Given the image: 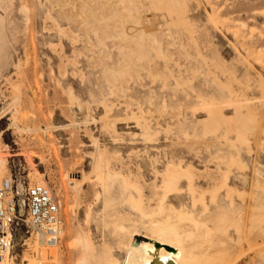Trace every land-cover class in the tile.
<instances>
[{"label":"rangeland","instance_id":"1","mask_svg":"<svg viewBox=\"0 0 264 264\" xmlns=\"http://www.w3.org/2000/svg\"><path fill=\"white\" fill-rule=\"evenodd\" d=\"M0 153V180L38 172L58 201L42 264H79L78 231L121 264L185 211L188 261L264 264V0H0ZM34 234L15 226L11 264L37 261Z\"/></svg>","mask_w":264,"mask_h":264},{"label":"bare ground","instance_id":"2","mask_svg":"<svg viewBox=\"0 0 264 264\" xmlns=\"http://www.w3.org/2000/svg\"><path fill=\"white\" fill-rule=\"evenodd\" d=\"M16 103V102H15ZM14 103V104H15ZM13 104V105H14ZM13 118V116H12ZM210 118V117H209ZM83 119V118H82ZM241 119V118H240ZM12 120H16V119H12ZM243 120V119H241ZM246 120V119H245ZM244 121V120H243ZM249 122V121H248ZM13 126L16 125L15 124V121L12 122ZM253 124V122H252ZM251 125V124H249ZM231 126L234 127L231 123ZM237 126V125H236ZM239 126V125H238ZM241 126V125H240ZM235 129V127H234ZM237 129V127H236ZM206 130V129H204ZM210 130V129H209ZM209 130H206V131H209ZM238 130V129H237ZM145 134V133H144ZM239 134V133H237ZM146 135V134H145ZM104 157L100 158L99 161H94V164H93V168L94 169H97L101 166V163L100 162H104ZM5 155L3 153H0V176L3 174V170L5 169ZM103 164V165H104ZM231 165V164H230ZM242 165V164H241ZM227 166V165H226ZM225 166V168H226ZM232 166V165H231ZM108 167V166H107ZM219 167V166H218ZM229 167V166H228ZM230 168V167H229ZM233 168V167H231ZM240 168V167H239ZM93 169V170H94ZM104 169V168H103ZM102 169V170H103ZM107 169V168H106ZM241 169V168H240ZM105 170V169H104ZM108 170V169H107ZM107 173V172H106ZM105 173V175H106ZM109 174V173H108ZM224 174V173H223ZM221 175V174H220ZM229 175V174H228ZM108 177V176H107ZM118 177V176H117ZM180 178H182L181 174H177V175H174L172 176L169 180H168V186L170 188V192H175L176 194L179 193L181 190H180V187H179V180ZM186 180L187 178L184 177ZM226 178V177H225ZM230 178V177H229ZM99 179V178H98ZM109 179V177H108ZM36 180V183H40V184H43L45 186H47L49 189L50 187L48 186V184L44 181V179L41 177V174L37 172V176L35 178ZM121 180V179H120ZM189 180V179H188ZM193 180V179H192ZM32 181V180H31ZM112 181V180H111ZM110 181V182H111ZM122 181V180H121ZM125 181V180H124ZM99 182V181H98ZM108 182V181H107ZM109 182V183H110ZM22 183V182H21ZM35 183V182H34ZM73 187L75 189H79L80 187V183L77 182V180L75 178H72L71 182H70ZM120 183V182H119ZM125 183V182H124ZM189 182H187L188 184ZM164 185V183H161ZM134 185V184H132ZM259 185V184H258ZM19 186V184L17 185ZM98 186V185H97ZM108 184L105 182V180H103V178H100V187H101V190H102V194H103V198L104 201H107L108 200V192H109V189H108ZM188 186V185H187ZM229 186V185H228ZM111 187V186H110ZM122 187V186H121ZM120 187V188H121ZM126 187V186H125ZM73 188V189H74ZM128 188V187H127ZM130 188V187H129ZM112 189V188H111ZM125 189V188H124ZM132 188H130L131 190ZM187 191H190L188 190L189 188H186ZM123 190V189H122ZM140 190V189H138ZM220 190V189H219ZM218 190V191H219ZM98 191V190H97ZM115 191V190H114ZM134 191V189H133ZM132 192V190H131ZM217 192V191H216ZM215 192V194H216ZM240 192V191H239ZM245 192V191H244ZM169 193V192H168ZM190 193L192 194V192L190 191ZM246 193V192H245ZM134 194V193H132ZM189 194V193H188ZM224 194V193H223ZM170 195V194H169ZM250 195V194H249ZM128 196V202L131 206V208L137 210V211H140V208L136 205V201L138 199V196H137V199L135 197H133L131 194L127 195ZM205 196V195H204ZM223 196V195H222ZM226 196H229V195H226ZM235 196V195H234ZM112 197V196H111ZM124 197V196H122ZM164 197V196H163ZM177 197V196H176ZM192 197V196H191ZM245 197V196H244ZM247 197V196H246ZM113 198V197H112ZM206 198V197H205ZM242 198V197H241ZM214 199V198H213ZM229 199V198H227ZM254 199V198H252ZM119 200V199H118ZM164 200V199H162ZM192 200V199H191ZM232 200V199H230ZM235 200V199H234ZM101 201V200H100ZM139 201V199H138ZM194 201V200H193ZM192 201V203H193ZM204 201V200H203ZM244 201V200H243ZM161 202V201H160ZM214 202V200H213ZM212 202V203H213ZM224 201H222L223 203ZM104 203V202H103ZM169 203V202H168ZM181 203V202H180ZM189 203V202H188ZM196 203V201H195ZM194 203V204H195ZM203 203V202H202ZM240 203V202H239ZM93 204V203H92ZM109 204H113V203H109ZM126 204H128L126 202ZM139 204V203H138ZM163 204V203H162ZM198 204H201V203H198ZM249 204V203H248ZM107 205V204H106ZM193 205V204H192ZM197 205V204H196ZM236 205V204H235ZM125 206V205H124ZM227 206V205H225ZM233 206V205H232ZM104 207V206H102ZM108 207V206H107ZM123 207V206H122ZM189 207V206H188ZM187 207V208H188ZM194 207V206H193ZM192 207V208H193ZM213 207V206H212ZM168 208V207H167ZM180 208V207H179ZM202 208V207H201ZM205 208V207H204ZM220 208V207H219ZM241 208V207H240ZM72 209V208H71ZM89 209V208H88ZM125 209V208H124ZM152 209V208H151ZM171 209V208H170ZM206 209V208H205ZM204 209V210H205ZM242 209V208H241ZM114 210V209H113ZM160 210V209H159ZM183 210V209H181ZM193 210V209H192ZM203 210V211H204ZM102 211V210H101ZM161 211V210H160ZM167 211V210H166ZM191 211V210H190ZM206 211V210H205ZM223 211V210H221ZM220 211V212H221ZM19 212H21V209H19ZM125 212V211H124ZM158 212V211H157ZM156 212V213H157ZM163 212V210H162ZM161 212V213H162ZM186 212V215L183 216V215H177L175 216L176 218V222H172L170 220V215H165L164 216H160V217H157L158 214H155L157 216H155L152 221H153V228L151 230L152 232V235H151V239L149 242H147L146 244H140V247L139 248H134L132 247L130 244H126L122 247V249L124 248V258H123V261L120 262L121 264H209V262H213L215 259V257H211V258H205L204 260H200L198 261V259H193L195 256L194 255H191L190 256V260L188 261L186 259V253H185V250H184V246H185V243L186 242H190V240H192V233L189 231V230H186L183 226L184 225V221L185 220V217L187 218V212L188 211H185ZM195 212V211H194ZM193 212V213H194ZM218 212V210H217ZM216 212V213H217ZM258 212V211H257ZM109 213V212H108ZM192 213V214H193ZM210 213V212H209ZM213 213V212H212ZM232 213V212H231ZM234 213V212H233ZM101 214V213H100ZM127 214V213H126ZM142 214V213H141ZM163 214V213H162ZM182 214H183V211H182ZM202 214H204V212H202ZM235 214V213H234ZM143 215V214H142ZM141 215V216H142ZM222 215V214H221ZM236 215V214H235ZM256 215V214H255ZM104 216V215H103ZM102 216V217H103ZM149 216V214H148ZM147 215L146 216H142L143 218L145 217H148ZM220 216V215H219ZM227 216V215H226ZM237 216V215H236ZM138 217V216H137ZM191 217V216H190ZM199 217V216H198ZM124 218V217H123ZM232 218V217H231ZM242 218V216H241ZM100 219V218H99ZM106 219V218H105ZM104 219V220H105ZM121 219V217L119 218ZM136 219V218H135ZM200 219V218H198ZM260 219V218H259ZM104 220L102 221V223L104 222ZM108 220V219H107ZM118 220V219H117ZM124 220V219H123ZM122 220V221H123ZM233 220V218H232ZM262 220V218H261ZM85 221L87 222V220L85 219ZM98 221V219H97ZM111 220H109L108 223H110ZM122 221H119L122 223ZM175 221V220H174ZM236 221V220H235ZM91 222V221H90ZM106 222V221H105ZM141 222V221H140ZM208 222V221H206ZM214 222V221H213ZM238 222V221H237ZM260 222V221H258ZM256 222V223H258ZM115 223V222H113ZM129 223V222H128ZM233 223V222H232ZM106 224V223H105ZM117 224V223H116ZM120 224V223H119ZM124 224V222H123ZM189 224V223H188ZM97 225V224H96ZM130 225V224H129ZM187 225V224H186ZM221 225V224H220ZM232 225V224H231ZM236 225V223H235ZM239 225V224H238ZM77 226V225H76ZM107 226V225H106ZM113 226H115L113 224ZM98 227V226H97ZM109 227V226H108ZM151 227V226H150ZM230 227V226H228ZM78 228V227H77ZM116 228V226H115ZM119 228V226H118ZM123 228V227H122ZM198 228V227H197ZM79 229V228H78ZM117 229V228H116ZM120 229V228H119ZM147 229V227H146ZM246 229V227H245ZM80 230V229H79ZM106 230V229H105ZM218 230V228H217ZM122 231V230H121ZM150 231V230H149ZM107 232V230H106ZM113 232V231H112ZM110 234V231L107 232V234ZM132 233V232H131ZM210 233V232H209ZM228 233V232H227ZM226 233V234H227ZM250 233V232H249ZM63 234V224L61 226V230H60V233H59V237H61V235ZM89 234V233H88ZM130 234V233H129ZM67 235V233H65V236ZM111 235V234H110ZM114 235V234H113ZM112 235V236H113ZM131 235V234H130ZM90 236V235H89ZM125 236V235H123ZM219 236V235H218ZM241 236V235H240ZM238 237V236H237ZM30 236L27 237V239H29ZM91 238V237H90ZM90 238L87 237V235L83 234L82 232H79L77 233V235L75 237H73V242L75 244H79L81 246V249H82V257L80 258L79 260V264H119L117 262V260L113 257L112 253H103V252H98V250L96 251L93 247V244L92 242H90ZM217 238V237H216ZM121 239V238H120ZM33 240V239H32ZM126 240V239H125ZM94 241V240H93ZM104 241V240H103ZM123 241V240H122ZM227 241V240H226ZM34 243L32 244V247H36L35 248V251H33L35 254H34V258L37 259V261H29L28 263H23V264H42V261H43V253L48 250V249H51V253H50V258H53L55 260V258L58 256V248H57V242L58 240L52 244V245H49V246H44L42 245V243L40 242L39 240V236L37 233L34 234ZM70 242V241H69ZM95 242V241H94ZM105 242V241H104ZM107 242V241H106ZM252 242V241H251ZM32 243V242H31ZM115 243V241H114ZM217 243V242H216ZM215 243V244H216ZM238 243V242H237ZM29 244V243H28ZM71 244L73 245L72 241H71ZM101 244V243H99ZM111 244V243H110ZM204 244V243H203ZM202 244V245H203ZM219 244V243H218ZM227 244V242L225 243ZM23 245H26V241L23 242ZM120 245V243H119ZM118 245V246H119ZM201 245V242L198 240L195 242V245L194 246H200ZM249 245V244H248ZM31 245L29 244L25 249H24V254H23V257L24 259L23 260H29L30 258L27 257V253L26 251H28V249H30ZM117 246V247H118ZM217 246V244L215 245ZM219 246V245H218ZM226 246H229V245H226ZM101 247V246H100ZM99 247V248H100ZM98 248V247H97ZM98 248V249H99ZM104 248H105V245H104ZM211 249V247H209ZM208 248V249H209ZM228 248V247H227ZM34 249V248H33ZM115 249V248H114ZM186 249V248H185ZM196 249V248H194ZM206 249V250H208ZM101 250V248H100ZM232 250V249H231ZM252 250V249H250ZM31 251V250H30ZM111 251V250H109ZM122 251V250H121ZM235 251V250H234ZM237 251V250H236ZM116 252V251H115ZM189 252H192L189 251ZM205 252H208V251H205ZM27 254V255H26ZM199 254V253H198ZM120 255H122L120 253ZM217 255V254H216ZM231 255V253H230ZM47 256V254H46ZM60 256V255H59ZM119 256V255H118ZM204 256V254L202 255V257ZM243 256V255H242ZM210 257V255H209ZM234 257V256H233ZM241 257V256H240ZM118 258V257H117ZM198 258V257H197ZM226 258V257H225ZM11 259H13L10 255H9V249H3L1 252H0V264H11ZM52 259V260H53ZM57 259V258H56ZM213 261H212V260ZM224 259V258H223ZM47 260V259H46ZM50 260V259H48ZM47 260V261H48ZM237 258H235L233 261H229L225 264H234L236 262ZM45 261V260H44ZM220 261V260H219ZM239 261V260H238ZM222 262V261H221ZM226 262L223 260V263ZM218 263V261H217ZM20 264V263H19ZM261 264V263H260Z\"/></svg>","mask_w":264,"mask_h":264},{"label":"built area","instance_id":"3","mask_svg":"<svg viewBox=\"0 0 264 264\" xmlns=\"http://www.w3.org/2000/svg\"><path fill=\"white\" fill-rule=\"evenodd\" d=\"M16 181H19L16 175L0 180V252L11 249L15 226L22 221L25 237L34 232L42 245L54 244L62 226L55 194L43 184L15 186ZM19 209L24 212L25 220L19 217Z\"/></svg>","mask_w":264,"mask_h":264}]
</instances>
